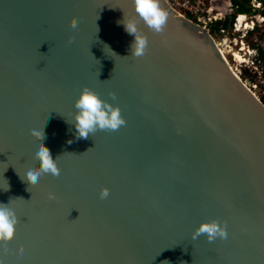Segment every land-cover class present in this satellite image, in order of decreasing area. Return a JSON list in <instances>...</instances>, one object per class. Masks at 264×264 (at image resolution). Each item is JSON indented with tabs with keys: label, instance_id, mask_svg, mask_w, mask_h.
Returning a JSON list of instances; mask_svg holds the SVG:
<instances>
[{
	"label": "water",
	"instance_id": "water-1",
	"mask_svg": "<svg viewBox=\"0 0 264 264\" xmlns=\"http://www.w3.org/2000/svg\"><path fill=\"white\" fill-rule=\"evenodd\" d=\"M158 2L166 23L154 31L136 17L148 44L134 56L117 22L136 15L132 0H0L9 264H264V101L210 32ZM85 86L119 105L125 123L76 138L67 119ZM33 121H44L59 175L23 172L39 163ZM207 220L226 237L193 239Z\"/></svg>",
	"mask_w": 264,
	"mask_h": 264
},
{
	"label": "clouds",
	"instance_id": "clouds-1",
	"mask_svg": "<svg viewBox=\"0 0 264 264\" xmlns=\"http://www.w3.org/2000/svg\"><path fill=\"white\" fill-rule=\"evenodd\" d=\"M132 2L136 15L125 16L124 13L122 19L117 22L121 23L124 30L134 37L129 45L131 55L141 56L147 48L148 38L145 33L139 30L136 17L143 20V22L154 31H161L166 23L167 13L160 6L158 0H132ZM69 24L71 27L75 28L78 25V18L73 17L69 21ZM107 47L111 49L109 45H107ZM110 95L114 97L115 93H110ZM75 109L74 118L71 121L67 119V121L73 125L76 138H87L90 133H94L97 129L116 130L125 123L119 105H114L110 100L105 99L88 86H85L75 99ZM44 121H33L29 124V126L39 134L34 145V151L37 153L39 163L27 161L23 166L25 176L31 180L38 179L43 173H51L53 175H59L60 173V168L56 159L57 156H53L50 147L43 139L46 135L42 129ZM68 142H72L71 138H69ZM4 187H7L5 179L0 188ZM108 192L109 189L105 187L101 190L100 195L102 197L107 196ZM54 195V193H49L50 198H54ZM15 218L16 210L9 200V197L0 200V234L7 235L11 232ZM202 233L207 235L209 241L214 240L217 236L224 238L227 235L225 226L217 220L201 222L192 233L193 239H196ZM0 264H9L7 257L0 258Z\"/></svg>",
	"mask_w": 264,
	"mask_h": 264
},
{
	"label": "built area",
	"instance_id": "built-area-1",
	"mask_svg": "<svg viewBox=\"0 0 264 264\" xmlns=\"http://www.w3.org/2000/svg\"><path fill=\"white\" fill-rule=\"evenodd\" d=\"M168 1L179 13L184 14V16L193 17L196 24L201 28L207 30L210 33H214L215 35L223 36L224 44L218 43L220 46H226L229 40H231L232 44L234 43L236 46L238 43L244 44V40H241L240 42L235 34L233 38L228 36L232 35V29L234 33L241 31L248 32L253 30L255 27H261L264 24V13L263 15H254L257 10H263L264 3L262 0H251L250 7L252 8V12L247 14L239 13V7L236 6L231 0ZM242 17L244 18V24H242L243 27L241 26V30L238 31L237 24L238 22L241 23L239 20ZM228 20L230 22V26L224 27L223 23ZM215 24H218V26L216 27Z\"/></svg>",
	"mask_w": 264,
	"mask_h": 264
},
{
	"label": "rangeland",
	"instance_id": "rangeland-1",
	"mask_svg": "<svg viewBox=\"0 0 264 264\" xmlns=\"http://www.w3.org/2000/svg\"><path fill=\"white\" fill-rule=\"evenodd\" d=\"M263 13H264V8L263 10H257V12L254 15H258V14L263 15ZM185 18L195 22V19L193 17L185 16ZM232 30H231L232 35H228V36L233 38L235 34L238 40L240 42L241 40H244L247 49L252 53H254L253 55L251 54L248 56L249 60L245 62V64H240V66H235L236 68L235 72L240 76L241 79L244 80L245 84L247 85V88L258 98H262V100L264 101V61L261 59L262 52L264 53V24L261 27H255L253 30H250L248 32L241 31L234 33ZM223 38L224 37L220 35H215V34L213 35V39L217 45L218 43L224 44ZM228 45L233 46L231 40L228 41ZM240 45L241 43H239L238 46H233L232 49L229 50L238 51ZM218 47L220 48V46ZM226 47L227 46L225 45L221 46L223 51L226 52L225 54L228 53L227 60H229V64L232 63L234 67L235 62L231 54L232 52H228Z\"/></svg>",
	"mask_w": 264,
	"mask_h": 264
},
{
	"label": "bare ground",
	"instance_id": "bare-ground-1",
	"mask_svg": "<svg viewBox=\"0 0 264 264\" xmlns=\"http://www.w3.org/2000/svg\"><path fill=\"white\" fill-rule=\"evenodd\" d=\"M241 23H239L238 22V24H237V28H238V31H240L241 30V26H242V24H244V18L242 17V18H240V20H239ZM219 24V23H218ZM243 27V26H242ZM203 29V28H202ZM205 30V29H204ZM211 34V36H212V38H213V35H214V33H210ZM214 40V39H213ZM233 46H236V45H234V43L232 44ZM239 45V43L237 44V46ZM220 46V45H219ZM227 47V50H228V52H232L231 54H232V57H233V60H234V62H235V65H234V67H233V64L232 63H230L231 64V66H232V68H233V70L235 71V66H240V64H245V62H247L248 60H249V58H248V56L249 55H253L254 53H252L251 51H249L248 49H247V47H246V44L244 43V44H241L240 45V48H239V50L238 51H233V50H229V49H232V47L233 46H230V45H226ZM220 49L222 50V53H223V55H224V57L226 58V60L228 59V53L227 54H225L226 52L225 51H223V49L221 48V46H220ZM227 62L229 63V60H227ZM229 64V65H230Z\"/></svg>",
	"mask_w": 264,
	"mask_h": 264
},
{
	"label": "trees",
	"instance_id": "trees-1",
	"mask_svg": "<svg viewBox=\"0 0 264 264\" xmlns=\"http://www.w3.org/2000/svg\"><path fill=\"white\" fill-rule=\"evenodd\" d=\"M236 6L239 7L238 12L239 13H251L252 12V8L250 7V1L251 0H231ZM262 2L264 3V0H262ZM215 26L217 27L218 24H215ZM224 27H229L230 26V22L229 20L226 21L225 23H223ZM262 52V51H261ZM261 59L264 61V53L262 52V56ZM254 78V77H253Z\"/></svg>",
	"mask_w": 264,
	"mask_h": 264
}]
</instances>
